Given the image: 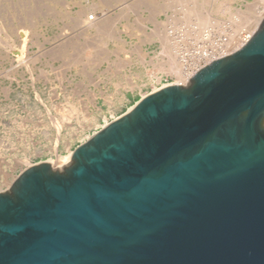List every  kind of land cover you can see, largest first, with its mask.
<instances>
[{"label":"water","instance_id":"water-1","mask_svg":"<svg viewBox=\"0 0 264 264\" xmlns=\"http://www.w3.org/2000/svg\"><path fill=\"white\" fill-rule=\"evenodd\" d=\"M0 264H264V19L0 191Z\"/></svg>","mask_w":264,"mask_h":264},{"label":"rangeland","instance_id":"rangeland-1","mask_svg":"<svg viewBox=\"0 0 264 264\" xmlns=\"http://www.w3.org/2000/svg\"><path fill=\"white\" fill-rule=\"evenodd\" d=\"M255 1L0 0V191L69 155L170 74L167 29L236 18Z\"/></svg>","mask_w":264,"mask_h":264},{"label":"built area","instance_id":"built-area-1","mask_svg":"<svg viewBox=\"0 0 264 264\" xmlns=\"http://www.w3.org/2000/svg\"><path fill=\"white\" fill-rule=\"evenodd\" d=\"M89 18L95 17L90 15ZM260 23L255 26L230 16L228 19L212 21L207 26L170 27L167 35L175 46L184 78H179L178 74L172 72L163 74L152 91L174 83L186 84L201 68L216 58L230 55L242 48Z\"/></svg>","mask_w":264,"mask_h":264},{"label":"bare ground","instance_id":"bare-ground-1","mask_svg":"<svg viewBox=\"0 0 264 264\" xmlns=\"http://www.w3.org/2000/svg\"><path fill=\"white\" fill-rule=\"evenodd\" d=\"M82 14H84V12ZM236 18H239L241 21H244L246 23L250 22L253 25L257 26L262 21V19L264 18V0H256L254 3H252V5L248 6V9L237 13ZM211 21L212 20H210V19L205 20V19H203V17L202 18L200 17V19L198 20V23L201 26H206L205 24L209 23V22L211 23ZM85 22H86L88 27H94V26L98 27V25H99L98 22H93V20L92 21L87 20ZM100 25H102V24H100ZM99 28L100 27H98V29ZM167 37H168V35H167ZM169 42H170V44L172 43L170 40H169ZM168 66L170 67V68L168 67L170 72H172V73L177 72L176 74L179 75V78H182V79L184 78V75L182 74V67L178 61L176 52H175L174 56L172 55V60L168 63ZM72 153L73 152H71L69 155H66V156H59V158L57 160L50 161V162H52L55 166H63L69 162V160L71 159Z\"/></svg>","mask_w":264,"mask_h":264}]
</instances>
